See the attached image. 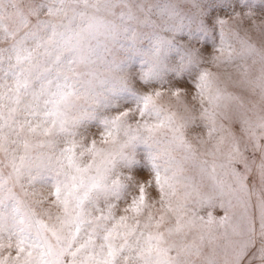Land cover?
Listing matches in <instances>:
<instances>
[{
  "label": "clouds",
  "instance_id": "clouds-1",
  "mask_svg": "<svg viewBox=\"0 0 264 264\" xmlns=\"http://www.w3.org/2000/svg\"><path fill=\"white\" fill-rule=\"evenodd\" d=\"M22 4L39 16L0 34V264H264V0ZM237 153L255 227L233 199L239 231L210 241Z\"/></svg>",
  "mask_w": 264,
  "mask_h": 264
},
{
  "label": "snow or ice",
  "instance_id": "snow-or-ice-1",
  "mask_svg": "<svg viewBox=\"0 0 264 264\" xmlns=\"http://www.w3.org/2000/svg\"><path fill=\"white\" fill-rule=\"evenodd\" d=\"M61 4L63 0H60ZM15 14L11 17L5 16L0 13V34L7 35L9 37H14L15 32L12 31L9 27V24L16 25V30L19 27H26L31 23V17L39 16V8L28 6L27 8L23 6L22 3L14 4ZM53 10L49 9L51 13ZM44 27V22H39L33 29L32 32L28 33V36L32 39L39 40V32L41 28ZM14 51L16 58L19 62L27 63L30 59L31 52L30 50L26 49L23 45V42H17L14 46ZM240 165L244 170L241 171ZM221 167H225L233 177L235 181L236 187L233 188L231 185L225 186L222 182H218L217 189L219 195L222 198H226V202L224 199L221 200V207L226 208L225 215L222 217L213 216L212 213H209L208 219L203 221L202 223L206 225L209 229V240L212 241L214 238L211 235V229L214 225H227L232 228L233 232L239 231V225H233L232 223V216L229 214V210L233 207V199L237 201L238 206L241 210V217L240 219L243 221L247 219L248 223L252 226L254 230L255 227V220L248 214V209L251 207V199H250V192L248 188V172L250 171V165L247 160L242 156V154H234L229 155L225 164L220 165ZM245 197H249L245 199ZM241 245L243 246L245 241H240Z\"/></svg>",
  "mask_w": 264,
  "mask_h": 264
},
{
  "label": "rangeland",
  "instance_id": "rangeland-1",
  "mask_svg": "<svg viewBox=\"0 0 264 264\" xmlns=\"http://www.w3.org/2000/svg\"><path fill=\"white\" fill-rule=\"evenodd\" d=\"M22 3V0H0V13L5 16H13L15 14L14 4Z\"/></svg>",
  "mask_w": 264,
  "mask_h": 264
}]
</instances>
